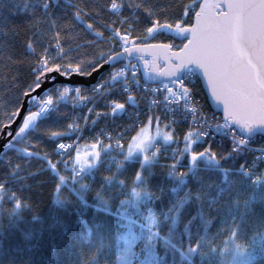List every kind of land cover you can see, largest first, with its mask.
Returning <instances> with one entry per match:
<instances>
[{"label": "snow or ice", "instance_id": "6c2138e0", "mask_svg": "<svg viewBox=\"0 0 264 264\" xmlns=\"http://www.w3.org/2000/svg\"><path fill=\"white\" fill-rule=\"evenodd\" d=\"M45 200L65 264H264V0H0V219Z\"/></svg>", "mask_w": 264, "mask_h": 264}, {"label": "trees", "instance_id": "16d2710c", "mask_svg": "<svg viewBox=\"0 0 264 264\" xmlns=\"http://www.w3.org/2000/svg\"><path fill=\"white\" fill-rule=\"evenodd\" d=\"M184 2L188 3L190 0H184ZM176 43H180V41L177 40ZM197 90L200 91L199 85ZM90 195L89 200H91ZM68 199L72 204L75 203L73 197H68ZM65 207L67 205L64 207L51 205L47 200L41 204L39 214L44 220L42 236L36 235L40 225L19 222V218L29 215L27 212H21L19 217L11 216L0 219V264H65L64 242L72 237L74 244L82 243L76 239V235L85 231L83 226L75 223L78 219L77 209L79 206H69L68 211H65ZM112 210H116L115 202L112 205ZM79 212L88 225L102 224V231L109 236L110 243L115 245V221L111 215L96 212L91 207L79 209ZM53 216L69 225L68 237L62 239L60 226H52ZM93 230L95 231V228ZM54 242L57 243L55 252L52 251ZM29 246L31 247L29 248ZM136 251L139 253L140 248H137ZM158 254H162L160 249H158ZM232 260L233 252H225L224 248H221L220 252L216 254L214 264H232Z\"/></svg>", "mask_w": 264, "mask_h": 264}, {"label": "built area", "instance_id": "2783aa9c", "mask_svg": "<svg viewBox=\"0 0 264 264\" xmlns=\"http://www.w3.org/2000/svg\"><path fill=\"white\" fill-rule=\"evenodd\" d=\"M73 139H74V137H73Z\"/></svg>", "mask_w": 264, "mask_h": 264}]
</instances>
